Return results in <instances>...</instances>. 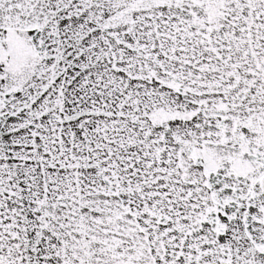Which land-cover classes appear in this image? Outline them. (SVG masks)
<instances>
[{"label": "snow or ice", "instance_id": "obj_1", "mask_svg": "<svg viewBox=\"0 0 264 264\" xmlns=\"http://www.w3.org/2000/svg\"><path fill=\"white\" fill-rule=\"evenodd\" d=\"M0 264H264V0H0Z\"/></svg>", "mask_w": 264, "mask_h": 264}]
</instances>
